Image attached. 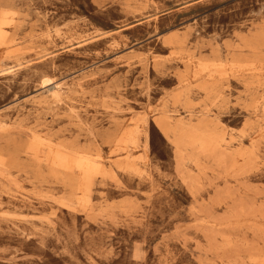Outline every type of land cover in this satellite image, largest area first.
I'll return each mask as SVG.
<instances>
[{
	"label": "rangeland",
	"instance_id": "obj_1",
	"mask_svg": "<svg viewBox=\"0 0 264 264\" xmlns=\"http://www.w3.org/2000/svg\"><path fill=\"white\" fill-rule=\"evenodd\" d=\"M0 264H264V0H0Z\"/></svg>",
	"mask_w": 264,
	"mask_h": 264
}]
</instances>
